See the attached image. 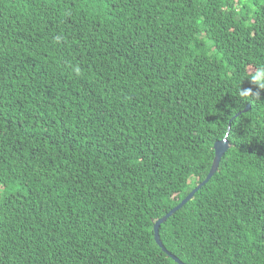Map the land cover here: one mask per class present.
<instances>
[{
  "label": "trees",
  "instance_id": "obj_1",
  "mask_svg": "<svg viewBox=\"0 0 264 264\" xmlns=\"http://www.w3.org/2000/svg\"><path fill=\"white\" fill-rule=\"evenodd\" d=\"M260 64L264 0H0V264H177L153 227L222 129L161 241L264 264V90L236 96Z\"/></svg>",
  "mask_w": 264,
  "mask_h": 264
},
{
  "label": "water",
  "instance_id": "obj_2",
  "mask_svg": "<svg viewBox=\"0 0 264 264\" xmlns=\"http://www.w3.org/2000/svg\"><path fill=\"white\" fill-rule=\"evenodd\" d=\"M251 109V105H248L243 112H247ZM241 113H238L234 118L239 116ZM233 118V119H234ZM232 119V120H233ZM229 123V129L231 128V122ZM231 144L228 140H220L217 141L213 148L215 151V157L212 164V167L210 169V172L208 173L207 177L204 181H202L196 188H194L177 206H175L173 209H171L165 216L158 219L154 224V238L157 243V245L165 252L170 258H172L177 264H185L183 261H181L176 255L172 254L163 244L160 237V227L162 224H164L168 218H170L173 214H175L179 209H181L185 204H187L190 200L193 199L194 195L202 188L204 187L214 176V174L217 172L221 160L224 157L225 153L230 149Z\"/></svg>",
  "mask_w": 264,
  "mask_h": 264
},
{
  "label": "clouds",
  "instance_id": "obj_3",
  "mask_svg": "<svg viewBox=\"0 0 264 264\" xmlns=\"http://www.w3.org/2000/svg\"><path fill=\"white\" fill-rule=\"evenodd\" d=\"M73 72L76 74L80 73L79 67H74ZM249 80L250 83L255 86L257 89L256 92H253L252 88H242V82L238 84L236 89V96L238 97V104L243 106V103L247 102H255L257 99H260V91L264 90V64H260L256 66L254 69L250 66L249 69L245 72L243 80ZM222 134L224 140H228L230 138V132L222 129ZM191 183H197L198 178L194 174H190L187 178Z\"/></svg>",
  "mask_w": 264,
  "mask_h": 264
}]
</instances>
